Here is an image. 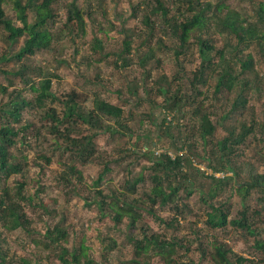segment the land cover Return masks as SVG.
I'll use <instances>...</instances> for the list:
<instances>
[{
	"label": "trees",
	"instance_id": "obj_1",
	"mask_svg": "<svg viewBox=\"0 0 264 264\" xmlns=\"http://www.w3.org/2000/svg\"><path fill=\"white\" fill-rule=\"evenodd\" d=\"M178 1L181 3L176 7V11L170 14L169 6L165 1L148 0L151 4L150 12L144 14L142 19L147 31L144 32L143 40L140 41L141 45L148 47V51L143 55L144 57L140 58V62L146 61L149 57L153 58L156 50L160 51L159 47L166 48L173 51L181 75L176 73L170 81L166 75L160 74L161 72L153 77L154 73L152 74V69H149L144 71L143 76L150 82L140 86L145 89L147 101L153 105L154 96L157 93L162 96L161 105L164 111L173 115L172 119L163 118V122L168 120V127L173 126L172 122L176 118L178 125V120H182L189 113L191 118L196 120L197 130L193 131L191 119L189 123H184V131L180 130L179 126L176 127L177 141L181 142L179 147L176 146L180 151H176L174 155L161 153L155 157L153 151L149 150L148 146L146 149L145 145H152V141L146 140L143 144L145 148H139L136 156L145 159L147 165H144V168H147L149 173L143 176L140 169L137 173L123 179L120 188L116 191L109 190L108 193H104L100 186L109 168L103 161L97 160L94 138L103 131H108L110 135L125 133L122 130L125 128L126 116H123L122 109L96 96L92 98L91 106L85 108L77 101V95L73 91L63 96L62 99L58 98L50 91L52 82L50 72L39 71L42 78L38 82H32L23 75L29 69L26 64H23L18 71H3V74L20 76L26 85L29 84L28 89L36 94L34 103L41 112L40 117L43 121L49 120V123L43 124L42 127H45L51 134L53 139L51 148L54 151H60L62 156L66 155V158L62 160L63 169L59 176L60 181L66 186L70 185V194L82 198L86 206L92 205L100 217L107 214V217L114 223L126 220L128 226H133L142 212L160 220L166 228L175 231L178 224L191 212L189 203L191 196L199 193L198 201L201 204L204 203V209L202 215H199L201 219L198 218L197 222L204 220L212 228L231 225L236 229H241L244 233L255 235L258 228L253 226V219L262 220L264 208L263 210L252 209L246 200L251 190L257 191L262 193L261 201L264 206V173L255 172V169L246 164L247 167L242 171L243 167L235 163L233 157L237 154L235 151L238 146L245 144L251 133L253 135L259 133L262 136L260 140L264 144V118L258 121L254 117L250 120L242 117L248 95L252 92H259L261 86L257 81L264 77V31L262 30L264 0H245L250 4L251 15L257 20L259 26L254 25L247 17L228 9V6L224 4L225 0H216L214 4L201 0ZM58 2L59 0H25V2L12 0L16 18V22L13 23L5 13L3 7L5 0H0V26L7 32L8 40L16 42L20 38L23 39L22 47L14 55L18 61L28 62L29 58L37 52L50 50L51 44L59 43L62 38L73 43L75 37L85 34V16L88 17L91 26H95L94 30L102 35L106 33L104 28H99L101 25L90 16V12L78 8L75 1L66 6V19L61 29L53 33L51 28L56 25L55 5ZM30 15H32L31 19ZM157 20L160 21L161 26H164L165 33L178 42L175 46H165L164 39L160 37L156 38L154 45L151 44L150 39L147 41L146 37L147 35L152 36V26H157ZM108 26L109 29L113 28L110 23ZM120 26L124 35L120 53L126 54L130 52L129 45L135 37V31L124 30V24ZM209 28H213L220 35L226 34V43L221 47H216L212 39L203 37L202 34H207ZM230 35L236 39V45L230 43ZM192 37L195 39L200 62L197 69L190 71L191 76L187 77L183 71V65L186 61H190L187 59V53L190 50L189 41ZM251 43L260 46L262 55L258 63H255L249 54L241 58L242 56L237 53L240 45L246 46ZM99 45L100 41L94 38L91 48L95 50L94 46ZM180 58L181 61H179ZM10 60L2 55L0 63L5 66ZM121 64H127L126 60L121 59ZM154 64L158 69L160 60L156 59ZM256 67L259 69L256 70ZM243 75H246L248 79L245 77L242 79ZM212 81L213 97L211 98L219 103L218 108L222 110L221 113L220 111L218 113L216 109H211L204 100V88L211 87ZM0 90L6 93L7 87L1 86ZM15 92L14 87L4 107H0V121L5 115L14 122L17 121L20 110L32 104L31 101L21 99L19 93L13 94ZM132 94H135L133 88ZM56 101L63 104L60 113L55 107L47 104ZM212 114H217L215 121L211 119ZM129 117L130 115L127 118ZM79 124L85 125L88 132L85 134L78 132ZM218 125H221L225 132L221 138L215 137ZM40 128L33 123H27L14 129L4 119L0 122V183H3L0 193V226L7 231L18 228L28 229L30 221L25 207L32 204V198L24 193L27 184L25 177L28 172L24 171L23 164L27 156L19 157L9 148L15 149L29 145L28 143L34 139L44 140L46 136L41 134ZM75 132L78 135H72ZM144 137L147 138L145 135ZM196 137L202 141L203 152L201 154L194 150L196 145L193 139ZM185 147L191 156L204 160L206 168L209 169V173H206L207 169H200L197 166L194 168L196 173L210 179L205 191L197 183L196 174L191 173L186 167L191 163V159L182 152V148ZM258 152L260 153V150ZM41 156L48 163L53 158L51 157L53 155L47 157L42 154ZM93 161H97L98 168L94 178L87 182L83 177L82 167ZM220 172V175H216ZM229 172L231 175L228 174ZM11 175H15L14 179L18 182L15 187L5 185ZM234 178H238L235 186ZM146 180L149 182L147 185L143 184ZM225 188H230L240 198L238 217L228 218L232 212L228 201L214 202L213 197ZM39 204L45 206L42 201ZM156 209L173 211L171 220L158 217L155 213ZM260 229L264 230V227ZM137 230L140 233L127 236L132 247V257L120 264H140L141 261L145 263L151 256L159 257L163 264H176V247H182V238L179 239L175 235L167 237L155 232L148 233L147 225L139 226ZM67 234L66 228L59 224L47 228L44 231L45 239L41 241L44 242L43 247L56 250L62 264L79 263L81 257H85V261L89 262L83 246L76 252L75 249L69 251L62 245V242L67 240ZM259 234H261L260 230L256 234L258 238L255 237L253 240V246L257 254L262 255L259 260L260 264H264V238L260 239ZM198 242L202 255L208 256L213 264H240L243 261L240 257L232 259L228 254L229 249L217 238L210 240V250L207 254H204L205 247L202 242L199 239ZM185 248L188 249V247ZM0 260H3L1 244ZM23 262L27 264V261L23 260ZM35 264L40 263L37 261Z\"/></svg>",
	"mask_w": 264,
	"mask_h": 264
},
{
	"label": "rangeland",
	"instance_id": "obj_2",
	"mask_svg": "<svg viewBox=\"0 0 264 264\" xmlns=\"http://www.w3.org/2000/svg\"><path fill=\"white\" fill-rule=\"evenodd\" d=\"M72 1H75L78 8L90 12V16L101 25L99 28H104L106 33L102 35V33L94 30L95 26H91L88 17L85 16V34L83 36L75 37L73 43L62 38L59 43H52L50 50L37 52L27 62L25 60L18 61L14 58V55L22 47L23 39L20 38L16 42H11L7 38V32L0 26V59L2 55L11 59L5 66L0 63V87H7L6 93L0 90V107H4L8 95L14 87L16 92L13 94L17 95L19 93L21 99L32 102V104L20 110L17 121L14 122L11 118H7V115L3 119L14 129H18L20 125L33 123L40 126L41 134L46 136L44 140H31L28 143L29 145L26 144L15 149L9 148L19 157L22 155L27 156L26 165L23 164L24 171L28 172L27 177H25L27 184L24 193L32 198V204L25 207L30 221L28 229L18 228L7 231L0 226V244L3 256L0 264H25L23 260L27 261V264H35L37 261L40 264H62L57 256L58 252L50 248H44V242H41L45 239L44 231L57 224L64 226L68 232L67 240L62 242V245L69 251L75 249L76 252L83 246L86 258L89 259V262H86L85 257H81L79 263L72 262L69 264H120L128 261L132 257V247L127 236L128 234L140 233L137 227L143 225H147L148 233L155 232L167 237L175 235L179 239H183H181L182 247H176V264H213L208 256L202 255V250L198 246V239L205 247L204 254H207L210 250V240L214 238L225 244L232 259L242 258L243 261L239 262L240 264H260L259 260L262 255L257 254L253 246V240L255 237L258 238L256 234L259 233V230L261 232L259 238H264V230L260 229V227H264V218L262 220L253 219V226L258 228L255 235L244 233L241 229H236L231 225L212 228L204 220H198L197 222L198 218L201 219L199 215H202L204 203L201 204L198 201L199 193H195L189 201L191 212L178 224L175 231L166 228L160 220L142 212L135 224L128 226L126 220L114 223L107 217V214L100 217L98 211L93 209L92 205L86 206L82 198L70 194V185L66 186L65 183L60 181L59 176L63 169L62 160L66 158V155L62 156L60 151H54L51 148L53 144L51 134L47 132L45 127H42L43 124L47 125L49 120L43 121L41 119V112L34 103L36 94L28 89L29 84L26 85L20 76L6 75L3 74V71L15 72L23 64H26L29 69L23 75L27 76L32 82H38L42 78L39 71L42 73L48 71L51 75L50 78H52L50 91L56 97L62 99L63 96L73 91L77 95V101L85 108L91 106V100L96 96L104 102L122 109L123 116H126L125 128L122 130L125 133L110 135L108 131H103L94 138L97 160L103 161L109 168L108 174L100 185L104 193H108L109 190L116 191L120 188L123 179L137 173L140 169L143 176L149 173L147 168H144V165H147L145 159L136 156L139 148H145L143 144L146 140L152 141V145H145L146 149L148 146L149 150L153 151L155 157L161 153L174 155L176 151H180L177 150L176 146L179 147L181 142L177 141L176 127L179 126L178 128L184 131V123H189L191 119L193 131L196 132L197 130L195 127L196 120L195 118L192 119L189 113L182 120H178V125L176 118L172 122L173 126L168 127V120L163 122V118L172 119L173 115L164 111L161 105L163 103L162 96L157 93L154 96L153 105L147 101L145 89L140 86L143 83L150 82L149 79L143 76L144 71L149 69H152L153 77L161 72L160 74L166 75L170 81L176 73L181 75L173 51L166 48L159 47L160 51L156 50L153 58L149 57L146 61L140 62V58L144 57L143 55L148 51L147 46L140 44L144 32L147 31L142 19L144 14L150 12L151 4L148 0H59L55 5L57 17L55 19L56 25L51 28L53 33H57L61 29L66 19V6ZM163 1L169 6L170 14H173L176 7L181 3L178 0ZM201 1H210L212 4L216 2V0ZM224 4L228 6V9L247 17L254 25L259 26L257 20L251 15L250 4L245 0H225ZM3 7L6 15L15 23L16 18L12 0H5ZM29 17L31 19L32 15ZM108 23L113 28L109 29ZM121 24H124V30L135 31V37L129 45L130 52L126 54L120 53L121 42L124 38L121 32ZM156 25L152 26V36L150 38L147 35V41L150 39L151 44L154 45L156 38L160 37L164 39L165 46L172 47L178 43L165 33L164 26L160 25L159 20L156 21ZM262 30L264 31V27H262ZM64 34L66 33L64 32ZM202 36L212 39L213 45L216 47H221L227 41L226 34L220 35L213 28H209L207 34H202ZM94 38L100 41L99 46H94L95 50L91 48ZM229 38H231L230 43L232 45L237 44L233 35H230ZM189 42L191 46L187 53V59L190 61H186L184 65L181 63L187 77L191 76L190 71L193 72L197 69L200 62L195 39L192 37ZM238 50L237 53L242 56L241 58H245L249 54L255 63H258L261 59V49L256 43L246 46L240 45ZM121 59L126 60L127 64L122 65ZM156 59L160 60L158 69L155 68L154 64ZM179 61H181V58ZM257 69L259 68L256 67ZM244 77L248 79L246 75L241 78L244 79ZM257 82L261 88L258 93L252 92L248 95L246 109L243 111L242 117L247 120L254 117L258 121H262L264 118V77L259 78ZM212 84L213 81L211 87L204 88V100L211 109H216L218 113L219 111L221 113L222 110L218 108L219 103L214 102L211 98L213 97ZM132 88L135 94H132ZM47 104L55 107L59 113L63 109V104L57 101ZM128 115H130L129 119L127 118ZM216 115L212 114L211 119L215 121L217 119ZM77 130L81 134L88 132L86 126L82 124L77 126ZM215 133L217 138H221L225 134L221 125L217 126ZM72 135L78 134L75 132ZM261 138L262 136L259 133H256V135L251 133L245 144L239 145L235 151V154H237L233 157V160L243 167L242 171L248 165L255 169V172L264 173V144L260 140ZM193 140L196 145L194 150L201 154L203 152L202 141L198 137ZM182 149V152L191 159V163L186 167L191 173L196 174V181L202 186V190H207L210 179L196 173L194 169L197 166L200 169H207L206 173H209L204 160L200 157L191 156L187 147ZM258 150H260V153ZM42 154L47 157L53 155L51 156L53 158L48 163L41 156ZM97 168V161L87 163L82 167L83 177L87 182L94 178ZM228 174L231 175V172ZM14 177L15 175L9 176L5 185L15 187L18 182ZM237 180L238 178H234V186ZM143 184H149L148 180ZM2 186L3 183H0V193ZM261 194L257 191H250L246 202L252 209L263 210ZM213 199L216 203L228 201L231 204L232 212L228 218L239 216L240 198L230 188H225ZM40 201L45 206H41ZM155 213L158 217L171 220L173 211L156 209ZM185 247H188V249ZM140 264H163V262L159 257L151 256L147 262L143 263L141 261Z\"/></svg>",
	"mask_w": 264,
	"mask_h": 264
},
{
	"label": "built area",
	"instance_id": "obj_3",
	"mask_svg": "<svg viewBox=\"0 0 264 264\" xmlns=\"http://www.w3.org/2000/svg\"><path fill=\"white\" fill-rule=\"evenodd\" d=\"M216 175H219V173H216Z\"/></svg>",
	"mask_w": 264,
	"mask_h": 264
}]
</instances>
